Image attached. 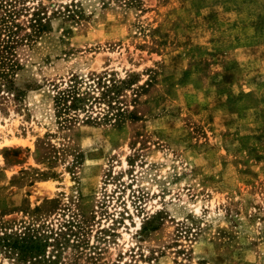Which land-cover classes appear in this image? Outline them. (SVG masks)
<instances>
[{"label": "rangeland", "instance_id": "374dc122", "mask_svg": "<svg viewBox=\"0 0 264 264\" xmlns=\"http://www.w3.org/2000/svg\"><path fill=\"white\" fill-rule=\"evenodd\" d=\"M0 264H264V0H0Z\"/></svg>", "mask_w": 264, "mask_h": 264}, {"label": "built area", "instance_id": "2783aa9c", "mask_svg": "<svg viewBox=\"0 0 264 264\" xmlns=\"http://www.w3.org/2000/svg\"><path fill=\"white\" fill-rule=\"evenodd\" d=\"M123 206H121V205H118V209H115V212L113 213H111L112 214V224H111V226L109 227H106V228H103L102 230H100L99 231V233H100V236H101V238H103L102 239V242H99V240H97L96 242V244H101V243H104L105 242V240H104V236H106L108 233H109V231H112V232H114V230L115 229H117L119 226H120V222L121 221H128L127 220V218H126V216H129V208H127V209H125L124 207H125V205H124V207L122 208ZM113 218H114V220H113ZM70 219H67L65 222H64V225H62V226H64V229H65V225H70V226H73L72 225V221H73V219H71V221H69ZM121 220V221H120ZM66 223V224H65ZM115 223H116V225H117V227L115 228L114 227V225H115ZM100 249V248H99Z\"/></svg>", "mask_w": 264, "mask_h": 264}, {"label": "trees", "instance_id": "16d2710c", "mask_svg": "<svg viewBox=\"0 0 264 264\" xmlns=\"http://www.w3.org/2000/svg\"><path fill=\"white\" fill-rule=\"evenodd\" d=\"M72 98L74 100V105H73L74 107H77L78 106V103H80L81 101H82L81 103L83 105H85L84 104V101L88 99V97L83 96V95L81 96V95H79L78 93H75V92H74ZM78 108H81V107H78Z\"/></svg>", "mask_w": 264, "mask_h": 264}, {"label": "bare ground", "instance_id": "6f19581e", "mask_svg": "<svg viewBox=\"0 0 264 264\" xmlns=\"http://www.w3.org/2000/svg\"><path fill=\"white\" fill-rule=\"evenodd\" d=\"M22 141H24V139L23 140H21V142ZM25 142V141H24ZM43 188H44V190H46V192L47 191H49V192H52V187H51V184H46V185H43Z\"/></svg>", "mask_w": 264, "mask_h": 264}, {"label": "flooded vegetation", "instance_id": "af4514ba", "mask_svg": "<svg viewBox=\"0 0 264 264\" xmlns=\"http://www.w3.org/2000/svg\"><path fill=\"white\" fill-rule=\"evenodd\" d=\"M82 243H83V241H82Z\"/></svg>", "mask_w": 264, "mask_h": 264}]
</instances>
